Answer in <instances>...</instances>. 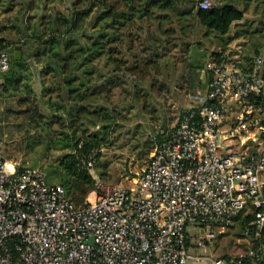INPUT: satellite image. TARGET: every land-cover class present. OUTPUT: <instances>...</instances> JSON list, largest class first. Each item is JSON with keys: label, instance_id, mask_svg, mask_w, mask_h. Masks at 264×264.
Segmentation results:
<instances>
[{"label": "built area", "instance_id": "obj_1", "mask_svg": "<svg viewBox=\"0 0 264 264\" xmlns=\"http://www.w3.org/2000/svg\"><path fill=\"white\" fill-rule=\"evenodd\" d=\"M10 67L0 44V76ZM201 77L206 96L180 111L132 184L96 178L84 206L43 171L5 160L0 139V264H243L246 255L199 251L245 209L255 212L251 225L261 240L264 54L247 66L235 48L218 47ZM96 160L85 163L91 172Z\"/></svg>", "mask_w": 264, "mask_h": 264}, {"label": "trees", "instance_id": "obj_2", "mask_svg": "<svg viewBox=\"0 0 264 264\" xmlns=\"http://www.w3.org/2000/svg\"><path fill=\"white\" fill-rule=\"evenodd\" d=\"M3 1L0 8L5 13L18 6L24 15L39 10L41 14L25 19L18 28L20 36L0 39L1 48L14 52L20 47L22 52L20 59L12 54L11 66L17 69L10 67L0 76L1 92L7 96L0 104V139L7 133L26 131L22 135L26 141L36 139L33 147L59 131L47 148L54 143L71 151L47 170V179L62 184L76 206H84L95 187L96 178L86 161L91 155L98 160L112 125L123 118L113 100L117 91L133 90L142 109H147L149 99L141 85L148 83L161 93L164 60L178 47L176 40L183 43L191 37L197 24L226 35L255 2L264 11V0H211L214 5L208 9L200 7L203 0H7L6 7ZM63 1L61 10L55 4ZM260 49L255 55L263 54ZM25 62L37 66L32 76L40 80L39 91L28 82ZM245 62L251 66L252 59ZM201 63L183 65L181 77L188 90L206 89ZM170 130H159L153 141L161 142ZM255 217L254 211L245 209L234 219L254 243L255 252L246 255L243 264H264V229L261 240L257 239L251 225Z\"/></svg>", "mask_w": 264, "mask_h": 264}, {"label": "rangeland", "instance_id": "obj_3", "mask_svg": "<svg viewBox=\"0 0 264 264\" xmlns=\"http://www.w3.org/2000/svg\"><path fill=\"white\" fill-rule=\"evenodd\" d=\"M6 7L7 0L3 1ZM66 1L56 3L59 9H63ZM243 9V6L240 7ZM17 6L13 11L3 12L0 8V39H13L20 36L18 28L23 27V23L29 15H40L41 10L27 14L19 12ZM37 18H34V21ZM187 42L189 46H187ZM178 47L174 48L164 60L163 81L165 86L161 93L154 92L148 83L142 84L144 94L147 96V109H142V103L135 99L133 90L121 94L120 91L114 95L113 100L119 104L118 108L123 111V118L113 124L110 130L108 143L101 150V156L96 160L92 173L95 178H100L103 182L117 185H130L137 174L147 166L151 153L154 151L156 143V133L164 128H172L177 121L179 111L188 109L191 105L200 102L206 96V89L195 88V90L185 88L187 85L182 80V69L185 63H192L200 60L203 69L208 54L218 47L224 49L235 48V59L245 62L253 59L255 50L260 49L264 54V11L258 10L257 3H253L246 11L245 17L241 21L235 22L229 33L221 35L211 31L206 27L196 25L191 37L184 39L181 43L176 40ZM184 51L182 52V50ZM186 50V51H185ZM11 52L16 57L15 52ZM31 52V50H30ZM27 54L28 51H26ZM25 53V55H26ZM21 56V54H19ZM14 70L17 67L12 65ZM24 67H29L30 80L34 88L40 90V80L36 74L37 66H32L25 62ZM202 74V70L200 76ZM3 78L0 79L2 83ZM184 87V88H183ZM197 90L198 93L196 92ZM0 87V104L6 99ZM201 93V94H200ZM90 131L96 128L90 126ZM26 132V131H25ZM25 132H12L3 136L2 150L5 159L9 163H14L22 167H35L43 171L47 177V170L51 166H56L60 157L69 153L70 148H63L62 144H51L47 148V143L58 135L54 132L52 137L43 138L45 141L32 147L34 138L25 140ZM23 135V136H22ZM36 136V134H35ZM31 143V146H28ZM1 150V152H2ZM105 173V176H101ZM48 180V179H47ZM59 183L58 181H54ZM239 224L235 222L225 233L217 235L205 249H200L204 256L212 258L221 256L240 257L255 252L251 238L244 236ZM195 254V253H194ZM189 264H199L196 262ZM206 264V263H205ZM209 264V263H207Z\"/></svg>", "mask_w": 264, "mask_h": 264}, {"label": "water", "instance_id": "obj_4", "mask_svg": "<svg viewBox=\"0 0 264 264\" xmlns=\"http://www.w3.org/2000/svg\"><path fill=\"white\" fill-rule=\"evenodd\" d=\"M21 53L20 47H17L15 55H16V59H19V57H17L19 54Z\"/></svg>", "mask_w": 264, "mask_h": 264}, {"label": "crops", "instance_id": "obj_5", "mask_svg": "<svg viewBox=\"0 0 264 264\" xmlns=\"http://www.w3.org/2000/svg\"><path fill=\"white\" fill-rule=\"evenodd\" d=\"M21 54V56H22V52L20 53ZM21 56L20 55H18L17 57H19V59L21 58Z\"/></svg>", "mask_w": 264, "mask_h": 264}]
</instances>
